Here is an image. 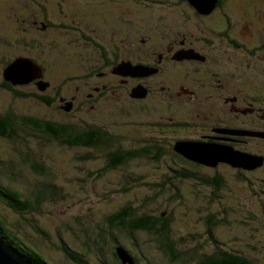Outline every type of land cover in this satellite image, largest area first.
Returning a JSON list of instances; mask_svg holds the SVG:
<instances>
[{"label":"rangeland","instance_id":"obj_1","mask_svg":"<svg viewBox=\"0 0 264 264\" xmlns=\"http://www.w3.org/2000/svg\"><path fill=\"white\" fill-rule=\"evenodd\" d=\"M179 1L174 11L152 0H0V84L6 82L3 73L10 63L28 59L42 71L41 77L37 71L32 76L42 86L51 83V90L42 94L37 82L34 89V82L26 80L6 82L12 89L50 98L59 89L69 96L77 94L83 104L87 98L77 89L98 90L96 103L69 114L72 111H61L56 100L48 107L46 100L0 89V116L35 117L82 133L100 128L113 136L98 149L70 146L59 137L18 124L15 140L0 139V180L21 192L20 202H31L30 209L20 213L0 201V218L5 229L36 245L50 264H76L58 248L62 239L72 251L86 254L87 259L82 258L89 264H131L118 262L111 239L95 243L98 226L104 228L106 219L126 206L167 216L171 244L181 251L175 261L157 247L154 236L119 234L139 258L138 264H200L204 254L215 250L211 235L221 249L264 264V166L255 171L225 164L197 167L171 150L177 140L201 139L220 122L264 129V0H222L212 15L200 13L188 0ZM183 2L195 10L194 15ZM164 15L171 33L183 30L187 42L207 56L201 62L209 79L205 85L213 83L216 87L211 90L218 96L208 98L209 90L192 82L191 95L172 89L173 93L142 97L139 89L134 93L113 76H99L98 60L113 61L115 53L126 59L129 52L131 58L134 54L149 61L157 17ZM44 21L52 26L46 28ZM133 31L136 40L130 36ZM143 34L147 42L141 41ZM166 45L161 41L157 47ZM206 69L214 76H208ZM21 73L20 79L31 76V71ZM159 85L170 91L166 83ZM223 92L233 97L228 105L222 101H226ZM154 107H165L167 113L160 119L151 114ZM235 140L236 149L264 155V139ZM144 147L154 155L160 150L163 156L159 160L136 156L113 166L118 151ZM216 176L222 180L219 187L208 182L211 177L215 182Z\"/></svg>","mask_w":264,"mask_h":264},{"label":"trees","instance_id":"obj_2","mask_svg":"<svg viewBox=\"0 0 264 264\" xmlns=\"http://www.w3.org/2000/svg\"><path fill=\"white\" fill-rule=\"evenodd\" d=\"M45 25L50 27L52 23L44 21ZM42 28V27H41ZM91 39H88L90 41ZM103 56L107 57V54L103 48ZM108 58V57H107ZM117 57H115L116 59ZM109 60V59H107ZM110 61V60H109ZM12 86H9L5 81L0 84V89H7L13 90V92L17 93V96L21 97H36L42 101L46 100L47 102L54 101V99H50V97L41 96L36 93L27 94L23 91H17L16 89H12ZM158 109L154 107L151 110L152 113H156ZM15 115V114H14ZM13 116L11 113H7L5 116H0V139L6 138L8 140H15L18 137V132L16 126L22 125L24 130H34V132L45 133L50 135L51 137H59L63 142L67 143L70 146H80V147H89V148H100L103 147L105 141L109 138H113L110 136L109 133L106 131H102L100 128H91V131L82 133L80 131L73 130L72 126L66 125H57L47 120L30 117V116ZM16 119V122H15ZM17 119L19 121H17ZM26 128V129H25ZM82 133V134H81ZM179 141V140H177ZM176 141V142H177ZM181 141V140H180ZM175 142V143H176ZM174 146H171L172 152L177 154L174 151ZM139 152L133 150H124L118 151L115 153L113 159V166L117 167L120 165L126 164L129 159L138 156ZM152 154L151 149L147 148V157H150ZM163 156L162 151H158L154 155V160H159ZM183 162L192 164L194 166L200 167L197 164L187 162L186 159H182ZM202 166V165H201ZM215 182H212L213 178L211 177L208 182L216 185L221 186L222 180L220 176H216ZM207 179L203 178V181ZM6 182L0 180V201L7 204L12 210L17 212H24L30 209V201L25 200V203L20 202L22 198L21 192L16 190L8 185L5 186ZM28 208V209H27ZM210 225L212 226L213 223L210 221ZM0 232L2 236L7 240V242L19 253H21L26 259H29L33 264H50L51 261L48 260V257L44 256L41 250L34 245L32 242L24 241L21 238L15 236L10 230L5 229L4 222L0 218ZM136 232H145L150 236H154V240L157 243V247L164 253L172 256V260H178L179 253L181 252L174 244H171V236L170 232V219L167 216H164L162 213L158 215H152L141 211L138 212L134 207L126 206L120 208L112 215H110L106 219V226L102 228L98 226L97 236H95V243L98 245L103 243L107 239H111L113 243H116L115 246V258L120 263L121 260L117 255V249L123 248L125 251L133 258V263L138 264L139 258L135 257L134 253L127 248L120 240L119 234L126 233L128 237L134 236L133 233ZM209 232L212 234L213 229H210ZM213 239V244L215 246V250L213 253L204 254L200 264H260L256 260H251L248 257L239 255L235 252L223 250L221 249L220 243L215 238L214 235H211ZM62 239V238H61ZM65 241L62 239L60 242V246L58 247L62 253H64L67 257H69L70 261L76 264H89L86 260L82 257L87 259V255H83L82 252L72 251L67 244L64 243ZM135 260V261H134ZM105 264V263H103ZM106 264H109L106 262ZM122 264V263H120Z\"/></svg>","mask_w":264,"mask_h":264},{"label":"flooded vegetation","instance_id":"obj_3","mask_svg":"<svg viewBox=\"0 0 264 264\" xmlns=\"http://www.w3.org/2000/svg\"><path fill=\"white\" fill-rule=\"evenodd\" d=\"M176 1V4H173L172 2H168L167 0H152L154 3H163L166 5L168 8H172L174 11H177V7L181 4L180 1ZM179 2V4L177 3ZM222 0H219V4L216 5V7H220L222 4ZM184 6L188 7V11L194 15L195 10L190 7V5L187 2L182 3ZM177 6V7H176ZM215 7V8H216ZM191 10V11H190ZM216 10L212 11L213 14H216ZM210 19L213 20V18L209 15ZM158 18V31L156 32L155 35L151 36V56L152 58L147 61L146 59H141L137 58L134 54H132V58L128 55L129 52H127V55H125L126 59H123V56L117 55L115 53V59L113 61H109L106 59H103L102 61L97 62L96 64V69L97 72L99 73V76L103 77L105 75L110 76L116 79V81L123 86L129 85L131 86L130 90H134L133 92L136 93L137 90H145L147 93L146 94H154L157 93L160 95L161 93H173L171 92L172 89L176 90V93L178 95L184 94V95H191V89L190 86L192 82L197 84L199 87L207 88L208 91V98H213V96H218V93L215 91H212L211 89L216 87L211 84V86L205 85V83L209 82V79H206L204 77L203 67H202V60L205 62L207 61V56L201 52V49L197 46H195L194 43L187 42L185 35L183 33V30H178L175 34L170 32V25L168 23V16H159ZM176 18H173V21ZM164 24L163 27H160L161 24ZM43 26L48 28V26L45 25V23H42ZM52 26V24H50ZM205 25L209 27V23L205 21ZM50 26V27H51ZM84 34V33H83ZM147 34V33H146ZM130 36L136 40L135 33H130ZM86 39H90V37H85ZM142 42H147V35L143 34L142 35ZM161 41L166 42V47L160 46L159 48L157 45H161ZM153 43L156 45H153ZM235 44V42H233ZM97 44L98 43H94ZM139 48V45L137 46ZM134 51V50H132ZM121 58H120V57ZM191 65L192 68L190 69L188 65ZM186 65V66H184ZM122 66H127L128 68H121ZM146 67L147 68V76L145 77H136L132 75L131 71H129L130 67ZM118 70V71H117ZM208 76H214V73L211 71V69H206ZM119 72V73H118ZM155 80H157V85L155 84ZM175 82H174V81ZM88 82V81H86ZM160 82H164L167 84V89L170 91H167L165 87L163 88L160 86ZM177 85L175 86V83ZM119 84V85H120ZM85 86V85H84ZM140 88H136L139 87ZM224 86V85H223ZM222 86V87H223ZM32 87L36 89V82L32 84ZM221 87V88H222ZM51 88V83H49V86L46 87V91H48ZM99 89V88H98ZM51 90V89H50ZM80 91L82 94H84L87 98L85 104L88 105H93L96 103V92L98 91L97 88L92 86H85L77 89ZM46 91H42V94L45 93ZM89 91V94H88ZM142 91V90H141ZM132 92V93H133ZM224 93V92H223ZM225 94V93H224ZM44 96V95H42ZM46 97V96H44ZM78 95L74 94L73 96H69L67 93L63 92L62 90L57 89L55 91V96L54 101L51 102H46V105L48 107H51L56 101L61 105H59V109H62L61 111H64L65 108L70 107V111L73 114L77 108V110H82V107L85 105L81 101L77 99ZM131 98V97H130ZM224 98L226 101L222 100L224 104L228 105L227 103L230 102L233 97H229L228 94L224 95ZM132 99V98H131ZM56 100V101H55ZM81 103V104H80ZM165 108V107H164ZM164 108H157L158 116L159 118H163L164 115L167 113ZM236 110V109H235ZM234 122H237V120L234 118ZM221 129H227L229 131H259V132H264V129H257V130H251L248 128L244 127H237L236 124L229 122V123H218L217 126L213 124L212 128V133H207L205 135H201V139L197 140H188V139H183L181 141H200V142H217V143H223V144H228L234 147V142L236 141L235 139L238 137H243L242 135H236V134H228V133H218L216 130H221ZM248 137V136H245ZM255 138V137H253ZM179 140V141H180ZM175 145V142L174 144ZM235 148V147H234ZM236 149V148H235ZM240 150V149H237ZM136 152H139L138 156H147V147L141 148L139 150H133ZM242 151V150H241ZM180 156V155H179ZM151 159H154V154L152 153L151 156L149 157ZM183 158V157H182Z\"/></svg>","mask_w":264,"mask_h":264},{"label":"water","instance_id":"obj_4","mask_svg":"<svg viewBox=\"0 0 264 264\" xmlns=\"http://www.w3.org/2000/svg\"><path fill=\"white\" fill-rule=\"evenodd\" d=\"M191 6L195 7L200 13H211L219 0H188ZM29 65L28 69L27 66ZM22 66V68H21ZM121 68H128L122 66ZM31 71V76L28 79H20L24 74L21 71ZM39 73L40 77L42 71L38 66H35L31 60L18 59L16 62L10 63L4 70V76L6 82L11 84H23L21 80H26V83L37 82L41 91H45L49 84L42 86L39 81L36 80V73ZM118 71V70H117ZM132 75L136 77L147 76L146 67H130ZM27 73V72H26ZM119 73V72H118ZM35 74V77L32 76ZM20 80V81H18ZM142 90V91H141ZM140 95L144 97L146 91L141 89ZM137 93V92H136ZM69 112L70 107L64 109ZM218 133L236 134L248 137H255L264 139V132L257 131H229L227 129L216 130ZM174 151L183 157L184 159L199 164L205 167L217 168L221 164H226L234 169L242 171H255L264 166V155H256L245 151L237 150L231 145L217 143V142H200V141H177L174 146ZM117 255L124 263L130 262L133 264V260L130 255L123 248L117 249ZM0 264H33L29 259H26L21 253L16 251L2 236L0 232Z\"/></svg>","mask_w":264,"mask_h":264},{"label":"clouds","instance_id":"obj_5","mask_svg":"<svg viewBox=\"0 0 264 264\" xmlns=\"http://www.w3.org/2000/svg\"><path fill=\"white\" fill-rule=\"evenodd\" d=\"M246 152V151H245ZM221 165H223V164H221ZM226 165V164H225ZM220 166V165H219Z\"/></svg>","mask_w":264,"mask_h":264},{"label":"bare ground","instance_id":"obj_6","mask_svg":"<svg viewBox=\"0 0 264 264\" xmlns=\"http://www.w3.org/2000/svg\"><path fill=\"white\" fill-rule=\"evenodd\" d=\"M129 71H130V69H129Z\"/></svg>","mask_w":264,"mask_h":264}]
</instances>
